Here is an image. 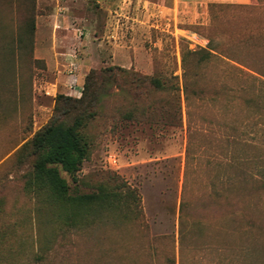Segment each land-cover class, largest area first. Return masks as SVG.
I'll use <instances>...</instances> for the list:
<instances>
[{
    "label": "rangeland",
    "instance_id": "374dc122",
    "mask_svg": "<svg viewBox=\"0 0 264 264\" xmlns=\"http://www.w3.org/2000/svg\"><path fill=\"white\" fill-rule=\"evenodd\" d=\"M156 2L134 0L106 19L97 1L56 0L58 14L75 17L56 26L49 94L30 45L7 55L0 41V237L14 247L10 264H264V77L245 68L264 64V0ZM23 10L34 15L32 4L11 14ZM208 48L214 56L194 55ZM105 68L107 95L82 129L90 156L76 181L58 168L73 196L135 189L142 221L88 224L86 211L32 183L39 155L23 149L59 117V97L80 98L90 71Z\"/></svg>",
    "mask_w": 264,
    "mask_h": 264
},
{
    "label": "trees",
    "instance_id": "16d2710c",
    "mask_svg": "<svg viewBox=\"0 0 264 264\" xmlns=\"http://www.w3.org/2000/svg\"><path fill=\"white\" fill-rule=\"evenodd\" d=\"M26 4H31V1ZM27 5H21V8H26ZM33 14L35 15V11H33ZM34 15L30 17L27 16L24 10L21 12L17 11L18 18L15 24L17 32L9 39L5 36V33L4 35L2 34V25L0 23V41L1 45L3 43V51L5 48L12 51H15L16 48L20 51L30 45L31 55L33 56ZM212 51L216 52L214 49L208 48V50L194 52V55H198L200 59H206L214 56ZM13 53L11 54L14 55ZM227 58L245 67L235 59ZM245 68L264 77V64L262 63L253 68ZM112 77V68L101 69L99 72L94 69L91 70L86 76L82 96L78 99L59 97L56 108V113L59 117H56L55 120L36 131L32 138L23 146V149H30L32 153L39 155L32 166V183L42 184L66 207L86 211L89 218L88 224L107 217L120 215H124V219L137 221H142L144 218L141 198L135 189L128 186L123 189L120 186L109 190L101 186L93 193L73 196L69 194V185L61 176L58 168V165H61L73 180H77L83 162L90 156V143L82 133V129L87 119L96 115V109L101 103V97L107 95L108 89L106 86H108ZM138 81L141 84L150 85L155 91H163L165 89V83L162 79L138 77ZM148 108L150 109L152 106H148ZM67 116L71 117L70 121L61 122L60 119ZM59 229L61 238H65L69 226H60ZM1 237L0 264H10L9 260L8 262L5 260L4 253L13 255L14 247L5 244ZM35 260L37 262L44 261L42 256H36ZM168 264H175V260H168Z\"/></svg>",
    "mask_w": 264,
    "mask_h": 264
},
{
    "label": "crops",
    "instance_id": "0c3cea01",
    "mask_svg": "<svg viewBox=\"0 0 264 264\" xmlns=\"http://www.w3.org/2000/svg\"><path fill=\"white\" fill-rule=\"evenodd\" d=\"M93 1H97L98 4H101V8L106 13V19L108 17L120 16V11L117 9H122L125 7H130V4L134 3V0H77L81 5H90ZM138 6L142 3L150 5L161 6L156 0H135ZM25 0H0V23L4 29L5 36L8 39L15 35L17 32V27L15 26L17 21V15L14 18L11 14L12 10H15L16 5H27ZM31 4L34 7L35 15V30L33 38V60L43 62L42 72L43 77L39 80L40 87L46 89V93L49 94L52 90V86L55 84L53 81L56 79V69L60 71V67H56V26H60V30H66L72 26L73 15L69 12H64L62 15L58 14L56 9V0H31ZM145 5V6H147ZM107 6L108 8H104ZM111 7V9H109ZM163 9H160L162 11ZM110 12V13H109ZM164 12V11H162ZM109 13V14H107ZM85 19V18H84ZM88 22V20H85ZM108 21V20H107ZM4 23H12L11 27L9 25L5 26ZM5 53L11 54L12 52L18 53L19 50L15 48V51L11 49H4ZM13 53V54H14ZM12 55V54H11ZM126 68H131L133 62L130 65H124ZM14 69V66L12 67ZM18 71V67H17ZM16 77H19L16 75ZM38 78L35 77L33 85L37 89ZM78 82V78L76 77Z\"/></svg>",
    "mask_w": 264,
    "mask_h": 264
},
{
    "label": "built area",
    "instance_id": "2783aa9c",
    "mask_svg": "<svg viewBox=\"0 0 264 264\" xmlns=\"http://www.w3.org/2000/svg\"><path fill=\"white\" fill-rule=\"evenodd\" d=\"M109 163H110V165H112V164H116V160H115V158L110 157V159H109Z\"/></svg>",
    "mask_w": 264,
    "mask_h": 264
}]
</instances>
